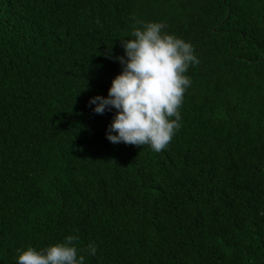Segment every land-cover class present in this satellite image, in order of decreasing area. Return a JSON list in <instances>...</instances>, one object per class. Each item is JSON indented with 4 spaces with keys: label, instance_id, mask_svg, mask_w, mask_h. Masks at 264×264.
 Returning <instances> with one entry per match:
<instances>
[{
    "label": "trees",
    "instance_id": "trees-1",
    "mask_svg": "<svg viewBox=\"0 0 264 264\" xmlns=\"http://www.w3.org/2000/svg\"><path fill=\"white\" fill-rule=\"evenodd\" d=\"M137 21L200 61L159 153L88 103ZM76 230L86 264H264V0H0V264Z\"/></svg>",
    "mask_w": 264,
    "mask_h": 264
},
{
    "label": "clouds",
    "instance_id": "clouds-1",
    "mask_svg": "<svg viewBox=\"0 0 264 264\" xmlns=\"http://www.w3.org/2000/svg\"><path fill=\"white\" fill-rule=\"evenodd\" d=\"M136 23L133 38L121 40L124 55L116 57L122 71L111 81L106 97L97 95L88 103L96 114L115 109L106 129L108 141L147 145L159 153L181 126L180 108L191 86L186 73L200 61L191 42L165 31V22ZM79 242L76 230L62 242L18 249L15 264H86L85 253L95 257L97 245L90 242L80 248Z\"/></svg>",
    "mask_w": 264,
    "mask_h": 264
}]
</instances>
